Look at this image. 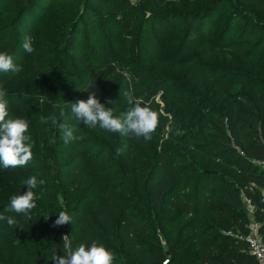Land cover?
I'll use <instances>...</instances> for the list:
<instances>
[{"label": "trees", "instance_id": "obj_1", "mask_svg": "<svg viewBox=\"0 0 264 264\" xmlns=\"http://www.w3.org/2000/svg\"><path fill=\"white\" fill-rule=\"evenodd\" d=\"M10 1L0 0V19ZM87 1L85 3L87 8H83L75 16L72 14L66 18L60 15L54 18L52 24L42 23L41 30L46 32H40L39 36L47 38V41L35 46V53L24 63L22 60L25 54L23 48L25 37L34 36L31 30L41 19L40 17L49 10L48 2L23 0L16 6L9 19L0 23V52H7L13 57L14 63L22 68V71L18 73L0 72V90L6 93L9 117L24 118L28 121L27 134L32 137L33 148H38L41 141L46 149L58 147L62 131L52 123L51 119H48L47 123L32 121L34 118L32 110L23 116L15 110L10 111L9 108L19 106V110L30 109L29 106L41 101L38 106L49 110L40 115L41 118L56 116L58 122L59 120L63 122V116L60 115L61 112L66 111L62 109L63 106L72 102L73 96L89 88L88 78L81 77L78 85L75 84L78 77L76 80L72 78L78 76L77 74H80L78 72L83 70H86L87 77L94 75V70L91 69L93 65L88 64V60L84 59L79 51L71 50L70 43L78 48L80 44L78 36L81 31L89 37V48L92 52L90 58L101 59L96 69L107 68L108 73L103 83L110 82L111 76L117 70L118 59L112 57L106 45L96 39L98 20L89 8V4L95 1L97 6L101 7L99 12L108 13L110 18H118L132 8L130 0ZM139 1L141 0H134L133 4H138ZM239 1L245 4H256L264 0ZM162 2L163 0H156V7L160 8ZM220 3L219 0L208 2L203 11L198 12L199 18L204 20L207 17L208 22L214 25L220 15L218 11ZM228 16L230 14L226 18ZM198 21L194 33L196 19H188L184 30L186 36L189 35L186 43L193 41L191 37L204 38L205 41L201 46L194 45V53L182 59L177 65L190 72L191 77L196 80L192 87L204 95L197 92L203 97L201 99L197 97V100L200 99L198 105L196 104L199 107L194 106L195 111L190 112L187 119L174 117L180 133L176 132L178 138L174 141L173 150H176L179 142H193L191 150L195 159L225 161L231 168L233 179L226 181L221 187L220 172L214 169L198 168L194 164L185 162L181 155H173L169 147L166 151L162 149V152L156 155V160L150 164L145 173L143 180L145 196L156 219V228L158 232L163 233V239L167 245L169 253L166 258L167 264H256L244 241L248 222L245 200L249 201L252 207L253 218L259 224L258 231L264 241V166L260 164L264 162V21L245 22L241 19H231L230 24L242 21L240 27L235 33V27H232L230 32L219 38V34L212 38L215 32L209 35V25L201 20ZM115 26L111 24L105 28L115 30ZM128 27L129 23L120 30H126ZM59 28L63 31L57 32ZM74 32L76 37L73 35ZM143 36L146 41L141 47L155 49L156 39L162 40V30L152 26L151 30L146 29L143 32ZM185 49L188 50V46ZM121 51L120 48L116 56ZM218 57L224 58L218 65L204 63L206 60ZM58 58H65L64 67L68 68L70 78H67L64 83L61 80L67 73L65 74L59 66ZM68 58L74 64L71 67ZM255 58H259L261 67L255 64ZM141 60L143 64L144 58ZM246 63H249L247 66L249 74L242 71ZM250 71H256L259 76L251 75ZM136 75L137 78H142L143 69L141 68L140 73L137 72ZM100 82L102 83V80ZM127 82L124 81L123 85L127 86ZM206 85L213 87L208 90ZM223 86L225 88L238 86V90L221 94L220 88ZM145 87L146 85L141 82L137 84L138 89ZM152 88V93L161 92L168 95L173 101L171 104L175 102L184 106V111L193 105L188 82L182 83L180 80L169 78L161 81L158 78V82H153ZM55 89L58 91L55 92ZM109 90L113 91L114 87L110 86ZM218 91V95L222 97H214V93ZM120 93L116 91L115 96ZM208 98H212L215 103L209 102ZM25 99L28 100L25 101ZM148 105L158 113L159 123L163 122L157 109H153L152 101ZM131 107L133 105H130L128 110ZM211 117L217 118L214 124L210 121ZM67 119L73 121L74 117L72 115ZM189 129L193 131L190 132ZM75 132L73 135L77 137L78 134ZM124 140L125 145L129 147L134 145L146 148L145 142L132 133L124 135ZM225 140H229L238 149L234 150L225 143ZM134 161L136 163L137 159ZM56 174L57 171H53L47 176L48 180L46 177L43 180L48 182L50 177ZM12 180H16V177ZM83 182L84 178L75 176L54 188L55 193L62 199L61 204L66 206L65 210L71 216V225L74 227V236L77 240L76 248L81 244L87 247L95 241L115 254L112 264H127L124 257H120L114 252L113 247L106 245L100 235L101 224L99 223L107 227L108 218L116 216L115 233L122 250L141 252L137 255L141 256L140 264H156V260L162 258L160 247L153 248L146 245L148 242L153 244L155 239L150 225L152 220L144 214L140 216L137 210L132 208L125 196L128 189L124 185L110 186L107 190L105 187L92 188L90 189L92 193L86 195V198L92 197L87 203V200L82 202L81 197L74 199V196L68 195L66 190L71 188L72 191H76L83 186ZM89 185L93 186V179ZM16 187L13 186L12 181L0 187V215L6 217L10 215L11 211H5L9 202L5 201L3 196L4 193L12 195ZM51 190L50 187L33 189L38 200L41 194L49 193ZM41 217L42 215H39L36 219L22 220L18 222L17 230L5 234L14 242L20 243L18 246L12 245L8 251L4 232L0 233V264H47L46 260L50 253L44 254V245L38 244L41 229L37 227L35 234L34 231L26 234L28 226H36ZM0 225L3 231L6 224L0 220ZM106 234V239L109 240L111 234L109 232ZM29 244L33 246L32 249H26L25 245ZM21 246L24 249H18ZM148 248L152 250L149 252ZM144 249L145 251H142ZM38 258H41L40 262L36 261Z\"/></svg>", "mask_w": 264, "mask_h": 264}, {"label": "rangeland", "instance_id": "obj_2", "mask_svg": "<svg viewBox=\"0 0 264 264\" xmlns=\"http://www.w3.org/2000/svg\"><path fill=\"white\" fill-rule=\"evenodd\" d=\"M40 1H43L44 3L48 2L50 7L43 17H40L41 19L31 30V33L34 32V36L31 35L34 51L30 54L25 51L22 63L35 53V46L42 45L47 41V38L39 36L40 32H46V30H41L44 23L52 24L54 18L60 15L66 18L70 17L72 14L75 16L86 7L85 3L88 2L87 0ZM133 1L134 0L129 1L132 6V8H129V12L118 18H110L108 13L99 12L101 7L97 6L95 1H91L89 4L92 13L97 17L100 28H98V32L96 33V39L101 44L104 43V45H106V49L111 51L110 53L112 57L118 59L117 70H115V73L111 76L112 80L110 82L106 84L103 83L108 73L107 68L96 69L99 66L101 59L90 58L92 52L89 48V37L85 32L81 31L79 33L78 42H80V44L78 45V48H75L76 46L70 43L71 50L79 51L82 57L88 60V64L91 63L93 65V68L91 69L94 70V75L87 77L86 70H83L82 72H78L80 73L77 74L78 76L72 78L76 80L78 77V80L75 83L77 85L79 84L81 77H83V79L88 78L87 85L92 87L89 88L88 92L87 89L79 92L76 96L72 97V102L66 104L65 107L63 106L62 109L66 110L63 112V122L59 120L58 123H66L69 127L74 126V132L76 131L75 133L78 134L77 137L81 138L70 140L68 143H65L63 132H61V136L58 140L60 145L58 147L46 149L45 144L41 141L40 146H38V148L41 147V149L32 148V159L25 166L5 169L0 165V187L2 185H8L11 181L14 187L17 185L16 189L12 191V195L9 196L8 193H4L3 198L6 199L5 201L9 202L8 208L10 207V198L13 195L23 194L27 191V185H25L24 182L30 176L35 175L39 180L44 179L45 177L47 178L51 172L57 171V174L51 176L48 182H45L43 185H37L36 190L38 188L44 189L46 187H50L52 190L49 193L41 194L40 200L36 199V207L31 210L30 216H33L31 219H36L39 215H42V217L39 218V222L36 226L30 225L27 228L28 231H26V234L30 231H34L35 234L37 229H41V238H39L38 244L44 245V254L50 253L49 258L46 260L47 264H54V262L51 261L54 254L59 256L67 255L68 250L64 246L65 240L63 238L65 235H68L71 250L74 251L77 247V240L74 236V227H72L71 223L62 226L54 225V221L57 219L60 211H66V206L61 204L62 199L57 193H55L54 188L57 185L66 182L68 179H73L75 176L84 178L83 186L80 189L72 191L71 188H68L66 190L68 195L72 194L74 196V199L81 197L80 199H82V202L87 200V203L92 199V197L86 198V195L92 193L90 190L92 188L105 187L107 190L110 186L124 185L128 189L125 196L132 208L136 209L140 216L144 214L146 215L145 217L152 220L150 221V225L152 226V233L155 239L153 244L152 242H148L146 245L147 247L153 248L160 247V256H162V258L157 259L155 262L156 264H162L169 255L167 245L163 239V233L158 232V228H156V219H154V214L146 200V190L143 182L145 179V173L148 171L150 164H153L156 160V155L159 152H162V149L166 151L171 147V153L173 155H181L185 162L194 164L198 168L214 169L220 172L221 187L224 186L226 181H232L233 179L231 168L225 163V161L216 162L195 159L193 151L191 150L194 145L193 142H179V146L176 150H173V147H175L174 141H177L178 138L176 132L180 133V130L174 122V117L187 119L190 112L193 113L195 111L196 108H194V106L199 107L197 105L203 97L201 95H204L199 90L192 87V84L196 80L191 77L190 72L186 71V68H182V66L177 64H179L182 59L194 53V45L198 44L201 46L203 41H205L204 38L196 39L195 37H191L193 41L188 44L186 43L189 35L186 36L184 30L188 19H196L193 30L194 33L196 32L197 24L199 22L198 20H201V22L209 25V35H211V32H215L211 37L214 38V36L219 34V38L223 37L225 33L230 32L232 27H235L234 33L240 27L242 21L230 24L229 21L231 19H241L245 22L264 21V1L256 4H245L239 0H219L221 1L218 5L220 15L214 25H212L210 21L208 22L207 17H205L204 20L199 18L200 14H198V12L203 11L211 0H163L160 8L156 7V0H141L138 4H133ZM22 2L23 0H11L6 6L5 13L2 15L0 23L8 20L11 13L16 9V6L20 5ZM65 7H67V9H64ZM228 14H230V16L226 18ZM128 23L129 27L126 30H120ZM111 24L116 25L114 27L115 30L105 28ZM81 25H83L82 22ZM152 26L153 28L157 27L162 30V40L159 38L156 39L155 49L141 47L146 41L143 32L146 29L151 30ZM67 30L69 31V29ZM62 31V28L57 30V32ZM73 35L75 36V32ZM184 35L187 38L184 37ZM109 41L111 43H109ZM186 46H188V50L185 49ZM119 47L122 51L116 56L117 51L120 49ZM141 58H144L145 62L143 64L141 63ZM223 59V57H218L206 60L204 63L218 65ZM58 60L59 66L62 67L65 74L67 73V75L61 80L62 83H64L67 78H70L68 77V68L64 67L65 58H58ZM68 62L70 67L74 65L70 58H68ZM248 64L249 63H246V66L242 69L246 74H249L247 71ZM255 64L258 65V67L262 66V63L259 62V58H255ZM141 68L143 69L144 75L142 78H137L136 74L137 72L140 73ZM196 70L199 71L198 69ZM250 73L253 76H259L256 71H250ZM53 74L54 72L51 74V77ZM69 75L72 74L69 73ZM158 78L161 81L169 78L171 80H180L182 83L188 82L189 90L192 92V97H189L193 102V105L187 107L185 109L186 111H184V106L182 107L175 102L171 104L173 101L168 95H164L161 92L156 94L152 93L153 82H158ZM100 80H102V83ZM124 81H128L127 86L123 85ZM139 82L145 84L146 87L138 89L137 84ZM110 86L114 87L113 91L109 90ZM134 86L136 88H134ZM206 87L209 90L213 86L206 85ZM220 89L222 90L221 94L224 92L233 93L238 90V86L230 88H225L223 86ZM54 91L57 92L58 90L55 89ZM116 91H120L121 93L116 94L115 96ZM126 91H131L135 97L142 98L146 104L152 101L153 109H157L162 117V124H158L156 130L151 134L152 138L150 140L145 141L142 136L139 137L145 142V149L134 145H131L130 147L125 145L124 135H120L119 133L108 132L100 129L98 126L90 128L75 119H73V121L67 119L73 115L71 112V104L79 99H87L89 92H95L97 98L102 104H105L106 107L113 108L114 115L120 116L121 114L126 113L130 107L126 97L123 95ZM219 91L214 93V97H222V95H218ZM197 92L201 95H198ZM105 93L106 95H104ZM197 97L200 99L197 100ZM208 99L209 102L215 103L212 98ZM27 100L28 99H25V101ZM109 101H111V103H109ZM40 103L41 101L38 102V104ZM38 104L29 106L28 108L30 109L19 110V106L10 107L9 109L10 111L15 110L23 116H25L29 110H32L34 116L32 121L41 123L40 115L44 114L45 111L49 112V110L46 107V109H43L41 106H38ZM141 106L144 105L142 104ZM38 113L39 116L37 117ZM210 121L214 124L217 121V118L211 117ZM189 131L191 132L193 130L189 129ZM187 135L190 134L187 133ZM171 140H173V142H171ZM225 143L236 150L237 147L230 143L229 140H225ZM118 148L123 149V152L120 155H117L116 153V149ZM135 159H137L136 163L134 161ZM14 177H16V180H12ZM92 179L93 186L89 185V182ZM8 216L16 218L18 222L28 219L22 213L17 214L14 211H11ZM2 223L6 224L3 231H1L0 225V233L4 232V235L7 232L19 228L18 223L15 226H9L6 219L2 220ZM99 224H101L100 235L106 245L113 247L114 252L120 257H124L127 264H140L141 256L137 255L141 252H124L120 247L119 238L115 233L116 216H110L108 218L107 227L104 224L102 225V223ZM106 232L111 234L109 240L106 239ZM222 232L229 233L226 231ZM5 238L7 240V251L12 245H20V243L11 240V237H6L5 235ZM22 243L24 242L22 241ZM25 247L26 249H32L33 246L29 244L25 245ZM18 249H24V247L21 246V248ZM148 249L149 252L152 250V248ZM142 251H145V249ZM36 261L40 262L41 258L36 259Z\"/></svg>", "mask_w": 264, "mask_h": 264}, {"label": "clouds", "instance_id": "obj_3", "mask_svg": "<svg viewBox=\"0 0 264 264\" xmlns=\"http://www.w3.org/2000/svg\"><path fill=\"white\" fill-rule=\"evenodd\" d=\"M23 48L27 53H32L34 48L30 37H25ZM22 71L21 66L13 61V57L7 52H0V72L18 73ZM92 87V86H91ZM89 87V88H91ZM88 88V89H89ZM87 89V92H88ZM128 104L133 105L122 116L114 115V109L106 107L96 96L95 92H89L87 99H79L71 104V112L76 121L82 122L90 128L99 127L108 132L119 133L120 135L134 134L136 137H143L145 141L152 138V133L159 124L158 113L146 104L142 98L135 97L131 91L123 93ZM111 103V101H109ZM144 106H141V105ZM64 115L63 112L60 113ZM51 119L53 124L63 132L64 142L68 143L75 137L74 126L69 127L66 123H58L56 116L41 118L42 123H47ZM29 123L24 118H11L8 111V100L6 93L0 90V165L5 169L25 166L33 156L32 148L34 142L32 137L28 135ZM179 134V133H178ZM123 149H116L117 155L122 154ZM27 191L23 194L13 195L10 198V207L5 211H14L17 214H23L29 220L30 212L36 207V199L38 198L33 189L37 185H43L45 181L30 176L25 182ZM7 221L9 226L17 225L18 221L12 216L0 215V220ZM71 223V217L66 211H60L57 219L54 221L55 226H62ZM65 248L68 250L67 255L54 254L51 261L54 264H112L115 254L103 244L93 241L89 246L81 244L74 251L71 250L68 235H65Z\"/></svg>", "mask_w": 264, "mask_h": 264}, {"label": "built area", "instance_id": "obj_4", "mask_svg": "<svg viewBox=\"0 0 264 264\" xmlns=\"http://www.w3.org/2000/svg\"><path fill=\"white\" fill-rule=\"evenodd\" d=\"M260 164L264 166V162ZM245 212L248 222L244 241L247 245L248 252L253 257L256 264H264V241L258 231L259 224L253 218L252 207L247 200H245ZM162 264H167V259H165Z\"/></svg>", "mask_w": 264, "mask_h": 264}]
</instances>
